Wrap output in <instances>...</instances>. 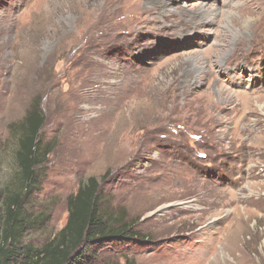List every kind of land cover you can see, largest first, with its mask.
I'll return each instance as SVG.
<instances>
[{
	"label": "rangeland",
	"instance_id": "374dc122",
	"mask_svg": "<svg viewBox=\"0 0 264 264\" xmlns=\"http://www.w3.org/2000/svg\"><path fill=\"white\" fill-rule=\"evenodd\" d=\"M35 101L51 151L20 245L109 171L101 208L143 238L99 264H264V0H0V190Z\"/></svg>",
	"mask_w": 264,
	"mask_h": 264
},
{
	"label": "trees",
	"instance_id": "16d2710c",
	"mask_svg": "<svg viewBox=\"0 0 264 264\" xmlns=\"http://www.w3.org/2000/svg\"><path fill=\"white\" fill-rule=\"evenodd\" d=\"M44 121L40 101H35L23 118L11 126L17 136L18 172L15 183L0 190V264H99L98 245L103 242L142 239L134 228L137 221L125 222L121 215L113 216L101 208L100 179L108 177L106 171L100 179L89 176L68 196L67 221L51 239L37 248L20 245L23 231L37 218L24 212V202L36 181V167L47 160L51 151V143L42 146L40 140Z\"/></svg>",
	"mask_w": 264,
	"mask_h": 264
},
{
	"label": "bare ground",
	"instance_id": "6f19581e",
	"mask_svg": "<svg viewBox=\"0 0 264 264\" xmlns=\"http://www.w3.org/2000/svg\"><path fill=\"white\" fill-rule=\"evenodd\" d=\"M210 14V13H209ZM205 16V15H204ZM208 16H210V15H208ZM213 18V17H212Z\"/></svg>",
	"mask_w": 264,
	"mask_h": 264
}]
</instances>
